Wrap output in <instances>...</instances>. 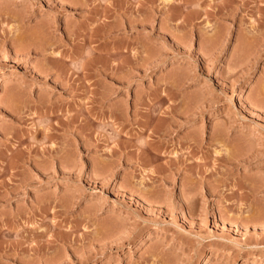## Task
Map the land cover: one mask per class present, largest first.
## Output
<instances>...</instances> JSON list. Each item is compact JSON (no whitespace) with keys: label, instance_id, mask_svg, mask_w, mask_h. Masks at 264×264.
Masks as SVG:
<instances>
[{"label":"rangeland","instance_id":"1","mask_svg":"<svg viewBox=\"0 0 264 264\" xmlns=\"http://www.w3.org/2000/svg\"><path fill=\"white\" fill-rule=\"evenodd\" d=\"M0 264H264V0H0Z\"/></svg>","mask_w":264,"mask_h":264},{"label":"bare ground","instance_id":"2","mask_svg":"<svg viewBox=\"0 0 264 264\" xmlns=\"http://www.w3.org/2000/svg\"><path fill=\"white\" fill-rule=\"evenodd\" d=\"M182 214V213H181ZM184 214V213H183Z\"/></svg>","mask_w":264,"mask_h":264}]
</instances>
